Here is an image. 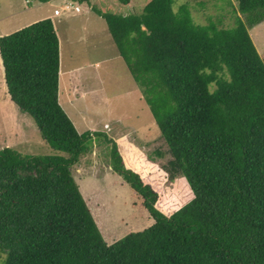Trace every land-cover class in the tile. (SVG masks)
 Wrapping results in <instances>:
<instances>
[{
  "label": "trees",
  "instance_id": "16d2710c",
  "mask_svg": "<svg viewBox=\"0 0 264 264\" xmlns=\"http://www.w3.org/2000/svg\"><path fill=\"white\" fill-rule=\"evenodd\" d=\"M173 1L126 14L96 9L193 192L163 213L151 186L121 168L110 138L113 166L153 218L110 243L71 173L97 131H78L58 101L51 18L0 35L9 97L53 148H0L4 264H264V61L247 27L264 18V0H236L243 17L231 26L197 23L187 2Z\"/></svg>",
  "mask_w": 264,
  "mask_h": 264
},
{
  "label": "rangeland",
  "instance_id": "374dc122",
  "mask_svg": "<svg viewBox=\"0 0 264 264\" xmlns=\"http://www.w3.org/2000/svg\"><path fill=\"white\" fill-rule=\"evenodd\" d=\"M136 1L142 9L147 0ZM69 2L71 7L63 10L62 6ZM183 2H187L197 23L213 21L218 26H231L236 14L243 17L236 0H174L172 6L176 9ZM75 5L80 9L75 10ZM54 6L61 10L54 17V26L64 38L63 53L70 66L73 93L83 89L87 92L81 101L76 100L86 120L85 125L78 122V126L82 131H97L83 141L77 160L70 165L71 173L106 241L113 242L144 228L153 219L141 194L113 166V143L109 140L115 139L113 133H129V146L115 142L121 168L137 173L143 183L151 186L157 193L154 205L160 211L171 213L190 200L193 192L157 123L156 134L151 133L148 138L151 126L147 128L146 119L155 121L152 112L146 101L138 97V84L119 54L105 20L96 15L97 8L122 13L124 5L120 0H0V35L42 17ZM247 27L264 61V18ZM4 146L23 155L53 151L41 137L33 117L8 96L0 61V148ZM162 152L168 153L163 161ZM4 258L5 251L1 250L0 264H4Z\"/></svg>",
  "mask_w": 264,
  "mask_h": 264
},
{
  "label": "crops",
  "instance_id": "0c3cea01",
  "mask_svg": "<svg viewBox=\"0 0 264 264\" xmlns=\"http://www.w3.org/2000/svg\"><path fill=\"white\" fill-rule=\"evenodd\" d=\"M123 4V3H122ZM145 4V3H144ZM124 5V9H123V12L122 14H126L127 12H129L130 10H133V11H136V12H140L142 9L139 8V2L136 1V0H129V2L127 4H123ZM55 8V6H54ZM53 8V10H54ZM96 15L99 16V17H102L100 14H98L96 12ZM56 15H54L53 11H48V12H44L43 16L40 17V18H43V17H50L52 22H53V26H54V17ZM40 18H35V19H32V21H35L37 19H40ZM103 18V17H102ZM104 19V18H103ZM105 20V19H104ZM30 21V22H32ZM30 22H27V23H30ZM106 22V21H105ZM27 23L25 24H22L21 26H18V28L26 25ZM107 25V24H106ZM55 28V26H54ZM108 28V27H107ZM16 29V28H15ZM12 31V30H11ZM56 31V34L58 36V42H59V71H58V101L60 103V105L62 106V108L65 110V112L68 114V116L71 118V120L73 121L74 125L76 126L77 130L78 131H82L79 126H78V122L80 123V125H85V118H84V113H83V110L80 109V103L77 104L76 100L77 101H81L84 97V95H87V92L86 90H81L79 91V93L74 92V88H72V80H71V76L69 77V67L68 66V63L65 62V59L66 57L64 56V53H63V43H64V38L63 40L61 39L60 35H59V32L57 30ZM119 52V51H118ZM120 54V53H119ZM0 61H1V57H0ZM1 67H2V73H3V80H4V70H3V65H2V62H1ZM128 68V67H127ZM129 70V69H128ZM67 71V72H66ZM76 80V79H75ZM5 82V80H4ZM74 83V82H73ZM5 87H6V84H5ZM6 92H7V89H6ZM8 94V92H7ZM75 94V95H74ZM9 96V94H8ZM138 97L139 98H143L142 96V93L139 89V92H138ZM144 99V98H143ZM155 120V119H154ZM153 122V123H152ZM153 124V125H152ZM155 124V125H154ZM146 125H147V128L149 126H151L147 131V136L148 138L149 137V134L153 133L154 135L156 134V128L157 127H154V126H157L156 125V121H148L146 119ZM142 128H145L144 126H142ZM151 128H153L152 130H150ZM159 128V127H158ZM91 129V128H89ZM133 130L134 132L137 133V129H131ZM160 131V130H159ZM130 132V131H129ZM132 132V131H131ZM146 133V132H145ZM144 133V134H145ZM127 134L129 133H124V132H118V133H113V137L116 139L115 142H118L120 141L119 144H121L122 142L125 143V146H129V138L127 137ZM159 134V133H158ZM159 136H161L159 134ZM111 137V136H110ZM114 139V140H115ZM166 146V145H165ZM163 147V145H162ZM164 148V147H163ZM160 150H161V147H160ZM162 151V150H161ZM164 153V155H163ZM168 155V153H165V152H162V155L160 156V158L162 159L163 161V158L166 157ZM109 167V166H108ZM85 200L87 202V199L85 197ZM92 213V212H91ZM94 217V216H93ZM95 219V217H94ZM96 221V219H95ZM153 221V219H152ZM152 221H149V224L152 223ZM97 223V221H96ZM98 225V223H97ZM99 227V225H98ZM100 231H101V228L99 227ZM102 233V231H101ZM103 234V233H102ZM109 234H110V231H109ZM104 236V235H103ZM105 238V237H104ZM106 240V239H105ZM108 243H110V241H107Z\"/></svg>",
  "mask_w": 264,
  "mask_h": 264
},
{
  "label": "built area",
  "instance_id": "2783aa9c",
  "mask_svg": "<svg viewBox=\"0 0 264 264\" xmlns=\"http://www.w3.org/2000/svg\"><path fill=\"white\" fill-rule=\"evenodd\" d=\"M71 5H72L71 2H69L68 5L64 4V5L62 6V9L64 10V7H68V6L71 7ZM74 9H75V10H79L80 8H79L78 5H75V6H74ZM53 13H54V15H60V14H61V10H60L59 8H54Z\"/></svg>",
  "mask_w": 264,
  "mask_h": 264
}]
</instances>
